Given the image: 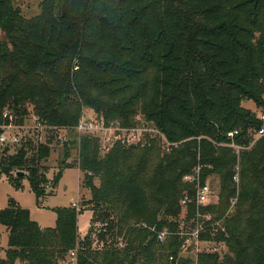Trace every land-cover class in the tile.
Returning a JSON list of instances; mask_svg holds the SVG:
<instances>
[{
	"label": "trees",
	"instance_id": "1",
	"mask_svg": "<svg viewBox=\"0 0 264 264\" xmlns=\"http://www.w3.org/2000/svg\"><path fill=\"white\" fill-rule=\"evenodd\" d=\"M38 7L25 17L0 0V133L5 112L17 125L32 114L45 139L34 131L12 151L0 146V178L28 177L39 201L64 168H77L92 218L81 238L76 206L55 208L54 226L41 227L11 203L0 212L7 233L0 264H177L184 228L226 249L200 252L195 264H264V136L251 144L263 123L242 105L264 102V0H41ZM84 108L107 126L157 133L143 132L132 146L116 132L102 149L98 134L75 130ZM59 145L50 182L46 163ZM198 166L201 184L218 178L214 203L196 204L195 182L183 179ZM185 195L189 223L179 232Z\"/></svg>",
	"mask_w": 264,
	"mask_h": 264
},
{
	"label": "rangeland",
	"instance_id": "2",
	"mask_svg": "<svg viewBox=\"0 0 264 264\" xmlns=\"http://www.w3.org/2000/svg\"><path fill=\"white\" fill-rule=\"evenodd\" d=\"M41 0H12V4L14 8H19L21 10V14L25 17H32L39 13V2ZM242 105L251 109L252 111L260 113H264V102L262 105L258 106L255 102L251 100L243 101ZM86 111V115H95L94 112L90 111L88 108H84V112ZM138 117L141 116L139 113ZM34 117V116H33ZM28 119L19 129V132L29 131L27 126H31L33 124L32 114H29ZM8 123V122H7ZM5 123V124H7ZM4 124V125H5ZM15 124V123H14ZM19 126V125H15ZM27 128H25V127ZM22 130V131H21ZM13 132H15L13 130ZM252 131V135H253ZM99 135H102L99 134ZM25 136V133L21 135ZM258 138L254 135L252 136L251 144H253ZM44 141V138H43ZM16 144V143H15ZM15 144H9L10 150L16 148ZM239 146V145H236ZM61 146L55 147L47 161L46 165L49 170L47 172V177L51 182L54 174L57 172L58 163L61 159ZM238 151V149H236ZM76 156L75 151H72L71 159ZM70 159V160H71ZM82 178V173L79 172L77 168L67 167L62 171L56 185L54 188H47L50 194H47L43 198L36 200L35 193L33 192L29 178L26 176L17 178L16 176L8 179L5 176L0 178V212L4 208L8 207L11 203H16L20 207L26 209L29 213V217L31 220L35 221L41 227H53L55 224L56 213L55 208L69 206L71 204H76V209L80 211L77 214V227L79 230V236L82 238L88 233V227L91 223L92 211L88 209L90 206L82 205V201L87 200L89 198V192L86 189H81L79 186L80 179ZM206 183L210 186L213 191V196L211 198L210 203H214L217 200V192H218V178L216 176H209L206 179ZM51 186V183H50ZM198 216H201L197 213ZM186 212L185 206H181V212L178 216L180 220L184 221V224L188 225L189 222L185 219ZM201 217H204L201 216ZM210 217V216H209ZM205 219H207L205 217ZM180 224V221H179ZM100 224H95L93 228V237H95L96 230L100 227ZM181 225H178L179 232H181ZM184 228L181 235H186V232H192L196 230V228ZM166 230V229H164ZM163 230V231H164ZM185 233V234H183ZM199 232H197L196 236L191 237L188 236V239L178 253V257L176 259L177 264L180 261H185L186 264H195L197 262V255L200 252H209V251H217L218 253H223L226 249L225 246L221 243H216L213 241L202 240L198 237ZM160 240V239H159ZM100 244L97 241H94L93 246H99ZM7 247V233L5 228L0 224V257H4V249ZM14 264H21L19 261H15ZM167 264H170L167 262Z\"/></svg>",
	"mask_w": 264,
	"mask_h": 264
},
{
	"label": "built area",
	"instance_id": "3",
	"mask_svg": "<svg viewBox=\"0 0 264 264\" xmlns=\"http://www.w3.org/2000/svg\"><path fill=\"white\" fill-rule=\"evenodd\" d=\"M3 116L7 117L9 122L5 125L4 124L1 125L2 131L0 133V146L19 143L21 139L20 135L23 133V132H19V129L22 127V125L15 126L16 124L13 123V118L10 114H8V112H5ZM259 118L262 120L263 124L258 130L253 132V135L256 138L264 136V113H260ZM32 120H33V124L31 126H27L29 131H24V133L25 134L29 132L33 133L34 131H37L38 141L43 142L44 133L42 130H44V127L40 124V122L37 120L36 117H33ZM13 130L15 132H13ZM75 130L79 134L83 132H93L99 135L102 133V135H99L101 137L102 149H108L112 145L116 136V132H118L123 143L126 145H132V144L135 145L137 142L141 141L143 132L157 133V130L155 128H148L145 125L126 128V127H120L118 123H110V125L107 126L104 124V121L100 118H97L96 115L93 117H88L86 114H82V116L79 118L78 123L75 126ZM235 132L236 131L232 132V134ZM234 147L235 149L240 148V146H234ZM199 175H200V167L198 166L193 170L192 174L185 175L183 179L187 182H195L196 204H208L211 202L213 191L206 182L203 184L200 183ZM187 201L188 199L187 196L185 195L180 200V203L182 206H185ZM183 226H184V221L182 220L181 227ZM166 232H167L166 230L159 232L158 238L162 240L166 235ZM197 232H198L197 230H193L192 232H189L188 235H190L191 238L196 236ZM186 240L184 241V243L186 242ZM70 258L73 263V258H74L73 251L70 252Z\"/></svg>",
	"mask_w": 264,
	"mask_h": 264
},
{
	"label": "water",
	"instance_id": "4",
	"mask_svg": "<svg viewBox=\"0 0 264 264\" xmlns=\"http://www.w3.org/2000/svg\"><path fill=\"white\" fill-rule=\"evenodd\" d=\"M132 146H134V144H132ZM24 172H22V171H17L16 172V175H18V174H23Z\"/></svg>",
	"mask_w": 264,
	"mask_h": 264
},
{
	"label": "crops",
	"instance_id": "5",
	"mask_svg": "<svg viewBox=\"0 0 264 264\" xmlns=\"http://www.w3.org/2000/svg\"><path fill=\"white\" fill-rule=\"evenodd\" d=\"M71 205H76V204H71ZM78 232H79V230H78Z\"/></svg>",
	"mask_w": 264,
	"mask_h": 264
}]
</instances>
